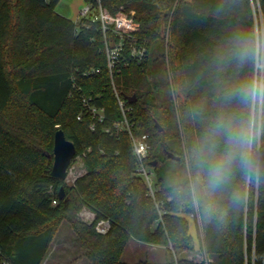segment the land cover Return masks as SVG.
Segmentation results:
<instances>
[{
	"label": "trees",
	"instance_id": "obj_1",
	"mask_svg": "<svg viewBox=\"0 0 264 264\" xmlns=\"http://www.w3.org/2000/svg\"><path fill=\"white\" fill-rule=\"evenodd\" d=\"M58 1L0 0V264H42L63 220L90 264H128L131 240L166 256L129 264H193L180 257L197 250L188 217L199 219L198 240L213 264H264V114L231 179L198 202L187 191L193 144L218 116L244 110L228 98L233 89L264 77V0L260 14L255 0H101L112 15L134 13L136 40L147 47L142 63L125 49L112 74L105 39L115 43L116 35L75 24L56 12ZM238 39L255 52L243 63L234 55ZM114 87L131 108L133 133L149 136L153 196L135 174L128 134L112 128L120 118ZM83 98L104 109V123L86 114ZM59 128L86 168L70 187L50 174ZM83 210L95 222L82 221ZM100 219L111 223L106 235L95 230Z\"/></svg>",
	"mask_w": 264,
	"mask_h": 264
},
{
	"label": "clouds",
	"instance_id": "obj_2",
	"mask_svg": "<svg viewBox=\"0 0 264 264\" xmlns=\"http://www.w3.org/2000/svg\"><path fill=\"white\" fill-rule=\"evenodd\" d=\"M241 63L255 55L244 39H238L234 53ZM244 108L233 114H221L192 146L187 158L189 182L187 191L193 202L201 194L223 187L240 161L250 155L257 137V116L248 109L255 107L264 114V77L248 80L228 94Z\"/></svg>",
	"mask_w": 264,
	"mask_h": 264
},
{
	"label": "built area",
	"instance_id": "obj_3",
	"mask_svg": "<svg viewBox=\"0 0 264 264\" xmlns=\"http://www.w3.org/2000/svg\"><path fill=\"white\" fill-rule=\"evenodd\" d=\"M255 4L258 6V12L260 14L258 0L253 1V7ZM256 10V9H255ZM84 21H90L91 23L100 24L103 35L108 32L116 35V41L113 43L111 40L105 39V50L108 62V68L112 74L113 68L119 62V58L122 56L124 50H128L130 56L137 63H142L147 56V47L144 43L136 40V33L139 29V24L134 18V13H124L122 11L115 15H112L101 3V0H91L81 9L75 24L83 23ZM106 37V36H105ZM98 73V71L96 72ZM84 75H87L85 73ZM115 96L117 99L120 118L112 122L113 129L115 132H126L129 136L133 153L136 158L135 174L141 177L146 183L150 194H154L155 176L152 168L146 165V161L151 151V145L149 142V136L147 134L137 135L133 133L134 123L133 118L129 115L131 108L126 106L125 101L120 97L119 93L114 87ZM86 114H90L92 118L98 123H104L106 120L105 111L103 108H99L90 103V99L83 98L82 100ZM78 120L82 119V115H78ZM95 123L91 125V130H95ZM106 132H111V129L107 128ZM80 159L81 157H76ZM82 161V160H81ZM73 160L67 170V177L64 180L70 185H74L76 179L81 176L73 175ZM57 204L56 201L53 202ZM80 215L83 217V221L86 223L95 222V215L89 211H82ZM111 229V223L107 219H100L95 224V230L101 235H106Z\"/></svg>",
	"mask_w": 264,
	"mask_h": 264
},
{
	"label": "rangeland",
	"instance_id": "obj_4",
	"mask_svg": "<svg viewBox=\"0 0 264 264\" xmlns=\"http://www.w3.org/2000/svg\"><path fill=\"white\" fill-rule=\"evenodd\" d=\"M255 3L256 2H254L255 9H256V12H258V6ZM86 4H87V0H59L58 4L56 6V12L58 14L64 16V17L72 20V21H75L79 12L81 11V9ZM263 47H264L263 34L259 30V35H258V52H259V55L258 56H259L260 62L263 61ZM252 109H253V113L256 114L257 120H258L260 118V113L257 112V109L255 107H253ZM51 163H53V159H52ZM73 166H74L73 175H75V176H79L80 174L84 173L86 170V168L83 164V161H81L80 159H76L73 162ZM65 184L68 187L72 186L66 182H65ZM79 217L83 221V217L80 214H79ZM188 218L190 220L191 233L195 237L197 250L195 252L182 253L180 255V257L186 258L188 261H191L193 264H196V262H200L202 260V256L201 257L196 256L197 253L198 254L201 253V245H200V242L198 240V233L201 232L200 222H199V219L196 220V218H193V219L191 217H188ZM72 234H73V230L71 228V225L66 220H63L61 222L60 226L58 227V231H57V233H56V235H55V237H54V239L50 245V248L48 251L49 252L48 257L50 259L48 261L49 263H47V264H63L62 260H65V259L68 260L69 259L68 254L70 251H68V249H64V250H66L64 252L63 246H65L66 248L70 247V248H72L71 250H73V248H74L73 246L76 245V241L74 239V237L76 238V236H74V234L73 235ZM59 240H62L63 246L61 248H60V245L57 244L59 242ZM78 242L79 241H77V243ZM76 246H78V245H76ZM137 246L138 245H135L132 248L133 250L131 249L133 251V254H131V252H132L131 250L127 251L125 248V250H124L125 254L123 253V255H125L126 257H129L132 255L135 259L138 258L137 261H139V260L151 261L150 260L151 258L155 257V259H156L157 257L160 256L161 249H153L154 247L148 246V245H139V247H137ZM62 255H65V256H62ZM125 260L128 261L129 259H125ZM134 263H136V262H134Z\"/></svg>",
	"mask_w": 264,
	"mask_h": 264
},
{
	"label": "water",
	"instance_id": "obj_5",
	"mask_svg": "<svg viewBox=\"0 0 264 264\" xmlns=\"http://www.w3.org/2000/svg\"><path fill=\"white\" fill-rule=\"evenodd\" d=\"M127 99L130 103H134L136 101L135 96H129ZM156 126L158 127V125ZM159 130L161 131V128H159ZM75 157L76 148L74 143L66 138L62 129H57L53 140V163L50 173L51 177L59 180H65L67 177V170ZM168 157L172 160H179V157L173 154H169ZM153 165H156V163ZM58 197L60 200L65 198L63 187L59 188Z\"/></svg>",
	"mask_w": 264,
	"mask_h": 264
},
{
	"label": "crops",
	"instance_id": "obj_6",
	"mask_svg": "<svg viewBox=\"0 0 264 264\" xmlns=\"http://www.w3.org/2000/svg\"><path fill=\"white\" fill-rule=\"evenodd\" d=\"M73 234H74V236H76L75 235V233L73 232ZM72 234V235H73ZM192 234V233H191ZM193 235V234H192ZM74 239H75V241H76V245H78V246H73L74 248H73V250H71L72 248H70V247H68V248H66L65 246H63V244H62V240H59V242L57 243L58 245H60V248L63 246L64 248H63V250L64 249H68V251H70L69 252V254H68V257H69V259L67 260V259H65V260H62L63 262V264H90L89 263V261L84 257V253H83V249L81 248V246H79L80 245V243L78 244L77 243V241H79L78 240V238H77V236H76V238L74 237ZM135 245H138L137 247H139V245H148V246H152V247H154L153 249H161V252H160V256L159 257H157L156 259H155V257H153V258H151L150 260V262H155V263H162L164 260H165V256H166V250L164 249V248H162V247H159V246H155V245H149V244H144V243H140V242H137V241H134V240H131L129 243H128V245H127V247H126V250L128 251V250H131ZM81 249V250H80ZM133 250V249H132ZM131 250V251H132ZM66 250H64V252H65ZM67 251V252H68ZM153 251V250H152ZM160 251V250H159ZM126 252V251H125ZM130 252V251H129ZM200 252V251H199ZM49 253V252H48ZM159 253V252H158ZM125 254V253H124ZM131 254H133V251L131 252ZM67 255V254H66ZM62 256H65V255H62ZM154 256V255H153ZM196 256L197 257H201L202 256V260L200 261V262H196V264H202V263H204V264H213L214 263V260L212 259V258H209L208 256H207V254L205 253V251L201 248V253H197L196 254ZM49 257H48V254H47V256H46V258L44 259V261H43V263L42 264H47V263H49L48 261H49ZM122 259H123V261L124 262H126V263H134V262H137V260H138V258H134L132 255L131 256H129V257H126L125 255H123V257H122ZM125 259H129L128 261H126ZM136 260V261H135Z\"/></svg>",
	"mask_w": 264,
	"mask_h": 264
}]
</instances>
